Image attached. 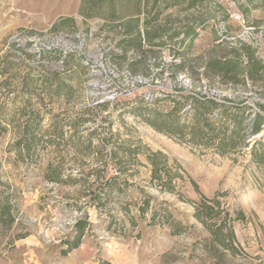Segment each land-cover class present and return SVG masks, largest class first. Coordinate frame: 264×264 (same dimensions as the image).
Here are the masks:
<instances>
[{"label": "rangeland", "instance_id": "rangeland-1", "mask_svg": "<svg viewBox=\"0 0 264 264\" xmlns=\"http://www.w3.org/2000/svg\"><path fill=\"white\" fill-rule=\"evenodd\" d=\"M79 4L0 0V200L14 215L10 227L0 226V264H264V162L250 155L260 136L264 150V123L247 146L219 155L138 115L168 111L172 101L163 95L175 88L243 95L251 107L264 106V79L225 85L203 67L228 55L246 61L249 52L264 62V0H202L164 11L160 22L171 12L180 20L173 28L195 35L181 43V32L166 39L142 73L125 67L133 55L119 56V34L104 30L101 17L82 16ZM180 61V68L170 66ZM102 101L109 102L90 108ZM185 109L173 114L178 122L190 120ZM27 120L29 149L17 145ZM125 141L134 152L125 151ZM157 151L167 156L169 186L151 179L146 156ZM115 174L117 187L101 190ZM204 197L230 211L229 249L193 217ZM238 211L243 218L235 219ZM78 220L85 222L83 235L68 251Z\"/></svg>", "mask_w": 264, "mask_h": 264}, {"label": "trees", "instance_id": "trees-1", "mask_svg": "<svg viewBox=\"0 0 264 264\" xmlns=\"http://www.w3.org/2000/svg\"><path fill=\"white\" fill-rule=\"evenodd\" d=\"M202 0H80L79 12L85 18L101 17L104 19L102 28L107 31H115L119 34L117 48L120 50L119 56L125 58L130 50L132 58L128 59L125 67L132 73L148 70L151 65L148 56L155 47H160L166 39L174 40L181 33L184 37L178 39L184 42L186 38L195 35L191 28H185L182 32L173 28L172 24L180 21L177 17L171 18V12L164 14L163 22L160 16L166 10L178 12L179 10L194 7ZM181 32V33H180ZM245 47V46H244ZM249 48V47H246ZM235 51V50H234ZM247 60L243 61L234 56H221L206 60L204 63V73L207 76L218 77L221 84L237 83L245 86L247 80L251 82H261L264 79V62L254 56L252 52L246 54ZM114 52H110V57H115ZM170 66L180 68L179 63L172 62ZM141 67V68H140ZM56 91L63 86L56 77ZM184 90L175 88V93H165L163 97L172 101V106L168 111L150 110L147 113H138L142 121L159 132L179 137H188V142L195 146L211 147L217 154L224 155L234 152L239 146H247L248 140L262 131L264 123V106L256 102L257 108H253L247 102L246 96H215L200 91L191 90L186 94H178ZM178 94V96H177ZM179 97V99H176ZM156 98H151L148 102L153 104ZM109 101H102L91 105L90 108L105 107ZM186 106L184 113L190 116L189 121L178 122L173 114ZM89 108V109H90ZM149 110V109H148ZM215 113L211 119L209 114ZM27 122L23 125L21 136L17 145L21 143L25 149H29L30 144L26 139L29 130ZM125 151L130 154L134 149L126 141ZM251 160L257 165L264 162V150H262V136L255 140L251 146ZM146 161L150 166L151 179L160 185L169 186L170 176L167 170V156L160 151L152 152L146 156ZM115 165H120L121 161L116 160ZM117 169V168H116ZM117 171V170H116ZM117 174L109 176L101 190L111 191L117 187ZM169 177V178H168ZM120 189V188H119ZM98 197V194L95 195ZM148 207V200L145 199L139 206V212L143 214ZM156 210H153L151 217L154 218ZM193 217L204 225L211 236V240L224 248L229 249L231 242L235 239V234L231 225L233 218L230 211L220 207V202L216 199L202 198L194 205ZM244 217L242 211L236 212L235 219ZM14 221L12 206L6 200H0V226L10 227ZM180 223L172 224V229H177ZM85 222L78 220L75 224L71 239L68 240V251L77 247L83 235Z\"/></svg>", "mask_w": 264, "mask_h": 264}]
</instances>
